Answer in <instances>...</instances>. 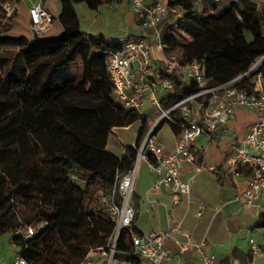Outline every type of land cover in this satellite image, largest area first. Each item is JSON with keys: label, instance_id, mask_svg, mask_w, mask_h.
Returning a JSON list of instances; mask_svg holds the SVG:
<instances>
[{"label": "trees", "instance_id": "obj_1", "mask_svg": "<svg viewBox=\"0 0 264 264\" xmlns=\"http://www.w3.org/2000/svg\"><path fill=\"white\" fill-rule=\"evenodd\" d=\"M59 1V35H0V236L10 237L27 264H80L91 249L108 244L114 229L109 204L115 178L133 167L148 128L145 118L113 100L104 60L118 44L82 32L73 9L85 3L96 10L110 1ZM168 7L179 10L183 21L173 29L169 15L161 24L164 54L181 64L203 63L209 86L233 81L264 54V11L249 0H168ZM5 49H18V63ZM75 57L82 67L78 76L55 73ZM258 73L264 79V67ZM252 77L235 86L258 94ZM194 91L193 83L181 85L161 103L168 109ZM206 101L200 97L195 103ZM173 117L170 127L177 136L181 119L176 113ZM135 122L140 123L136 139L122 156L107 152L112 129ZM238 172L249 175L242 168ZM260 218L257 228L264 227ZM29 227L35 233L26 237ZM131 233L138 232L120 231L114 256L121 263L140 264L130 254ZM252 257V252L232 255L244 264Z\"/></svg>", "mask_w": 264, "mask_h": 264}, {"label": "built area", "instance_id": "obj_2", "mask_svg": "<svg viewBox=\"0 0 264 264\" xmlns=\"http://www.w3.org/2000/svg\"><path fill=\"white\" fill-rule=\"evenodd\" d=\"M28 13V30L30 38L47 34L53 25L54 17L42 8L43 0H25ZM111 3L122 0H108ZM132 13L138 20L144 35L126 37L118 42L117 48L107 51L104 65L115 103L125 110L134 111L147 120L146 134L137 148L133 167L125 174L117 175L110 197L109 215L114 223L113 233L104 248L91 249L80 264H127L115 258V243L122 229L133 228L135 212L131 206V195L137 165L144 162L160 179L153 188L166 189L173 205L181 196H188L191 179L182 181L180 172L186 164L194 159L197 140L204 136L211 143L219 125L225 124L240 109L250 110L255 114V121L249 126L239 147H233L234 155L227 159V166L236 169L235 175L240 176L238 168L249 172L242 194L235 200L245 205H253L264 195V79L258 71L264 67V54L257 57L250 69L233 81L209 86L206 68L203 63L193 61L181 64L174 56L164 54L165 44L162 40L161 24L172 16V28H178L183 16L176 8L168 7V0H127ZM19 0H7L1 4L3 20L15 17L19 9ZM161 62L158 77L152 69L153 54ZM253 76L250 83L255 85L258 94L250 93L235 86L243 78ZM193 83L195 91L165 109L161 100L181 85ZM206 97L205 104H196V99ZM148 103L157 116L143 114V107ZM181 119V129L176 136V147L172 152H165L156 137L162 123L175 124L176 118ZM203 165L195 168L196 172ZM119 199L120 201H117ZM204 207L199 205L197 216L203 214ZM260 217L264 218V205L258 206ZM21 232V231H20ZM26 237L35 233V228H27L23 232ZM180 234L186 238L184 242L175 241L181 253L193 247L202 254L207 248L206 242L194 243L186 231ZM164 234L131 233L133 256L140 259V264H166L169 255L164 247ZM252 243V241H251ZM253 251L258 249L253 245ZM216 256L213 253L201 256L202 264H213ZM8 264H27V261L15 253Z\"/></svg>", "mask_w": 264, "mask_h": 264}, {"label": "crops", "instance_id": "obj_3", "mask_svg": "<svg viewBox=\"0 0 264 264\" xmlns=\"http://www.w3.org/2000/svg\"><path fill=\"white\" fill-rule=\"evenodd\" d=\"M249 1L257 6L259 12L264 11V0ZM124 2L130 9L128 1ZM130 16L131 23L126 37L144 35L132 11ZM151 65L154 75L158 77L161 62L155 53ZM147 107L152 108L146 103L143 109ZM255 119L252 111L237 110L225 124L218 126L211 143H207L204 136L197 140L193 161L186 164L180 172L182 181L191 179L189 195L181 196L175 205L166 189L153 188L160 176L151 171L144 162L138 163L130 201L135 212L133 229L141 234L153 232L165 235L164 247L169 255L166 264H202L201 256L208 253L216 256L213 264H244L232 258L235 251L253 253L252 260L247 264H264V227H255L261 221L258 206L264 205V195L253 205L236 202L235 199L245 188L248 176L242 173L236 176V169L232 170L226 164L227 159L234 155L233 147L240 146ZM139 126L140 123L135 122L127 127L113 128L107 140V152L120 158L124 147L134 143ZM156 137L165 152L174 151L176 135L170 124H162ZM200 165H203V169L196 172L195 168ZM199 205L204 207L200 217L197 216ZM181 231H186L194 243L206 242L207 248L203 249L202 254L193 247L183 253L179 251L175 241L186 240L180 234ZM254 236L257 237L253 238ZM253 245L258 249L256 252L252 249ZM4 247L9 248L8 254L4 252ZM14 255L15 246L10 237L2 236L0 264H8Z\"/></svg>", "mask_w": 264, "mask_h": 264}, {"label": "rangeland", "instance_id": "obj_4", "mask_svg": "<svg viewBox=\"0 0 264 264\" xmlns=\"http://www.w3.org/2000/svg\"><path fill=\"white\" fill-rule=\"evenodd\" d=\"M125 1V0H124ZM102 4L96 10H91L85 3H77L73 5V9L78 17L80 30L91 36H100L106 42H119L126 38L128 28L131 23V10L126 6L125 2ZM127 1V0H126ZM3 0H0V35H12V36H26L30 38L28 30V13L27 2L25 0H19V9L14 18L8 21L3 20L1 4ZM42 8L54 17V22L48 36H57L61 33L63 26L57 19L61 12V3L59 0H43ZM170 25V22L165 24ZM164 25V26H165ZM167 27H165V32ZM250 47L258 49L259 47L249 41ZM8 54H12L16 63L20 60L18 57V49H5ZM81 62L78 57L71 64H67L63 68L56 69L55 73L61 76H78L81 72ZM148 106V105H146ZM145 106V107H146ZM236 112V111H235ZM234 112V113H235ZM145 116L151 117V121L157 116V113L153 108L147 107L143 109ZM234 115V114H233ZM163 125H169L167 122ZM161 124V125H162ZM149 127V124H148ZM254 236L253 238H256ZM5 238V237H4ZM2 236H0V240ZM4 252L8 254L9 248L4 247Z\"/></svg>", "mask_w": 264, "mask_h": 264}]
</instances>
